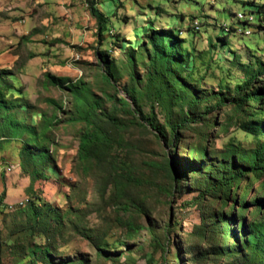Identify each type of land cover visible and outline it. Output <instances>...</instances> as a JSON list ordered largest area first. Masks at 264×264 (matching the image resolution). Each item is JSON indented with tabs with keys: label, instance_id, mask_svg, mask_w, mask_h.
I'll use <instances>...</instances> for the list:
<instances>
[{
	"label": "rangeland",
	"instance_id": "obj_1",
	"mask_svg": "<svg viewBox=\"0 0 264 264\" xmlns=\"http://www.w3.org/2000/svg\"><path fill=\"white\" fill-rule=\"evenodd\" d=\"M89 1L0 0V73L11 83L5 98L13 103L8 108L14 119L33 129L14 138L0 130V196L6 194L0 204V264H221L211 255L221 242L210 244L209 237L200 236L202 217L217 207L197 199L199 191L185 180L173 183L165 166L177 160L188 166L186 153L200 147L216 159L232 140L253 145V137L227 123L230 106L204 113L206 105L216 103L212 93L218 94L221 85L233 90L243 78V63L264 62V29L258 28L264 25V0H93L109 20L102 37ZM252 11L257 20L251 25L237 19ZM196 20L199 30L193 28ZM222 24L235 30L224 37ZM150 29L178 35L182 66L174 72L198 97L209 96L198 109L209 122L179 132L174 146L144 120L153 111L169 131L168 117L181 119L186 103L173 105L168 115L171 109L152 90L139 96L138 112L124 91L133 84L142 88L148 76ZM100 53L108 55L114 87L102 78ZM47 74L69 82L54 86ZM73 86L88 90V101L100 99L101 111L116 123L98 113L95 122L108 133L111 146L88 164L80 159L86 126L69 90ZM116 92L131 109L118 108L106 97ZM254 107L264 116V103ZM41 150L48 158L33 161L30 154L40 156ZM30 197L51 207H43L36 226L26 212ZM25 202V208L14 210ZM127 220L143 229L128 232L122 224ZM27 248L49 253L34 254L32 260Z\"/></svg>",
	"mask_w": 264,
	"mask_h": 264
},
{
	"label": "trees",
	"instance_id": "obj_2",
	"mask_svg": "<svg viewBox=\"0 0 264 264\" xmlns=\"http://www.w3.org/2000/svg\"><path fill=\"white\" fill-rule=\"evenodd\" d=\"M89 2L91 14L97 22L99 36L102 37L107 28L108 18L96 11L93 0ZM251 13L257 20L255 12ZM258 28L263 30L264 25L260 24ZM233 30L235 28L231 27V32ZM180 31L178 30V32ZM228 35H224V37ZM177 39L179 40L178 35L171 30L150 29V33L145 36V41L151 45V55L149 54L148 60V76L142 87L144 90L137 88L136 84L124 90L127 98L138 112H140L139 96L143 92L152 90L155 91L157 99L164 100L167 107L171 109L167 112L168 115H171L173 105L180 102L186 103L188 110L184 112L181 119L172 121L168 117L169 131L166 130V124L161 125L158 122L153 111L144 120V123L156 131L170 146H174V143L179 140V132H184L191 124L205 125L209 122L206 116L198 112L201 100H206L209 96L198 97L186 87L178 73L174 72L175 68H178L177 71L180 72L182 66L181 59H179L180 54L177 53ZM220 40L222 41L224 38H220ZM144 48L146 49L145 46ZM107 56L105 53H100V61L105 70V75L102 78L109 86H115V77ZM241 66L243 78L236 82L233 90L221 85V91L218 94L212 93L216 103L206 105L204 114L208 115L218 108L230 106L231 113L228 115L227 123L235 124L238 131L245 136L253 137L255 139L253 145L247 147L240 140H232L219 153L220 157L216 159L210 157L206 148H196L191 154L186 153L189 159L188 166H184L180 160L172 163L168 161L165 170L173 183L178 184L185 180L191 187H195L199 191L197 199L200 201L206 199L211 202L213 207H217L214 212L202 217L200 226L203 231L200 236L204 240L209 237L210 244L215 241L221 242L219 248L215 249L211 255L221 258L223 261L221 264H264V116H262V112L254 111L255 104L262 105L264 103V84L260 83L264 78V62L259 60L256 64L248 62ZM3 74L6 73L4 71L0 73V114L4 113L5 115L2 118L3 123L0 124V130L3 135L8 134L14 138L28 128H24L20 122H17L10 112L9 108L13 103L6 100L5 91L11 88V83L6 80ZM46 80L49 84L58 87H65L69 82L68 78H59L51 74L46 75ZM177 86L182 94L175 90ZM224 89H228L227 92L230 96L224 95ZM69 90L72 91L75 101L83 110L82 118L86 130L80 137V159L83 164H88L93 157L107 152L111 146L108 133L95 122L98 113L103 114L112 125L116 124L115 118L101 111L100 99L91 98L88 101L85 94L88 90L85 88L73 86ZM106 97L116 103L118 108L131 109L132 107L129 101L119 97L117 92L113 95H106ZM227 126L226 124L225 128ZM29 129L33 131L32 128ZM30 156L33 161L43 162L49 155L47 151L41 150L40 156L32 154ZM192 175L195 176L194 179L190 177ZM28 192H33L32 187L28 188ZM5 197L6 194L3 192L0 196V204ZM25 207L26 202L24 206L17 205L14 210ZM43 207L51 209L43 199L39 197L31 199L30 197L26 212L35 226L41 222L40 218L44 214ZM8 209L13 211L9 206ZM122 224L128 232H137L143 229L142 226L129 220L123 221ZM169 228L168 224L167 229ZM152 242L160 247L156 238L153 237ZM40 253L42 252L36 248L32 252H29L28 249V255L32 257V260L34 254L40 255ZM48 253L49 251L46 249L45 254L42 253L43 258L47 257ZM31 263L33 264V262ZM146 264H149L148 260H146Z\"/></svg>",
	"mask_w": 264,
	"mask_h": 264
},
{
	"label": "bare ground",
	"instance_id": "obj_3",
	"mask_svg": "<svg viewBox=\"0 0 264 264\" xmlns=\"http://www.w3.org/2000/svg\"><path fill=\"white\" fill-rule=\"evenodd\" d=\"M237 19L240 21V22H243L245 23L246 25H251L252 23L255 22V16L252 14V13H239L237 15ZM193 28L196 30H199L200 28V23L196 20L193 22ZM220 26V25H219ZM201 29V28H200ZM224 33L225 35L229 34L231 32V28L227 25H223L220 26V28ZM246 36H249L250 34H252L251 32V29L250 30H246L245 33Z\"/></svg>",
	"mask_w": 264,
	"mask_h": 264
},
{
	"label": "crops",
	"instance_id": "obj_4",
	"mask_svg": "<svg viewBox=\"0 0 264 264\" xmlns=\"http://www.w3.org/2000/svg\"><path fill=\"white\" fill-rule=\"evenodd\" d=\"M137 2H141V1H136V4H137ZM99 11V13H102L103 15H105L101 10H98ZM246 13V12H245ZM248 13H251V12H248ZM253 14V13H252ZM254 15V14H253ZM255 16V15H254ZM105 17H107L106 15H105ZM108 18V17H107ZM108 22H109V20H108ZM165 30H167V29H165Z\"/></svg>",
	"mask_w": 264,
	"mask_h": 264
}]
</instances>
